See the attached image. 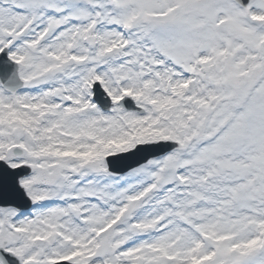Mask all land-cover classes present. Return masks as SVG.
I'll use <instances>...</instances> for the list:
<instances>
[{
    "label": "snow or ice",
    "instance_id": "6c2138e0",
    "mask_svg": "<svg viewBox=\"0 0 264 264\" xmlns=\"http://www.w3.org/2000/svg\"><path fill=\"white\" fill-rule=\"evenodd\" d=\"M0 264H264V0H0Z\"/></svg>",
    "mask_w": 264,
    "mask_h": 264
}]
</instances>
